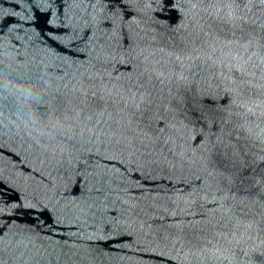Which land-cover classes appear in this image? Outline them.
<instances>
[{
  "label": "water",
  "instance_id": "obj_1",
  "mask_svg": "<svg viewBox=\"0 0 264 264\" xmlns=\"http://www.w3.org/2000/svg\"><path fill=\"white\" fill-rule=\"evenodd\" d=\"M0 264H264V0H0Z\"/></svg>",
  "mask_w": 264,
  "mask_h": 264
}]
</instances>
